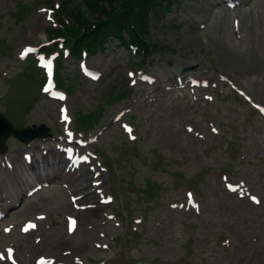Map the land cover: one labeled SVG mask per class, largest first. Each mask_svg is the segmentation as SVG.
Instances as JSON below:
<instances>
[{
	"label": "rangeland",
	"instance_id": "rangeland-1",
	"mask_svg": "<svg viewBox=\"0 0 264 264\" xmlns=\"http://www.w3.org/2000/svg\"><path fill=\"white\" fill-rule=\"evenodd\" d=\"M241 1L227 9L220 0H176L175 10L146 35L158 52L146 57L113 42L86 58L101 73L96 82L82 76L78 62L61 58L66 87L59 88L67 100L56 103L40 94L43 72L17 56L25 45L45 46L55 24L41 8L67 3L90 15L86 0H0V113L17 130L43 125L52 134L28 144L14 135L6 140L0 206L10 217L0 223V252L13 246L18 264L39 255L54 264H264V117L258 110L264 108V0ZM144 75L151 80L143 82ZM193 79L198 87H191ZM126 91L100 113L108 96ZM66 106L74 130L97 138L88 146L98 154L90 164L100 173L96 188L76 177L89 167L67 173L57 152L56 146H69L59 120V107ZM56 159L60 167L51 164ZM48 178V188L7 209ZM83 186L90 198L73 205L69 197L85 193ZM95 189L113 201L99 206ZM92 200L96 208L80 209ZM85 212L97 214L94 223H80ZM38 213L46 216L39 228L20 234V225ZM66 215L77 216L73 234ZM76 236L85 246L80 251L69 243Z\"/></svg>",
	"mask_w": 264,
	"mask_h": 264
},
{
	"label": "trees",
	"instance_id": "trees-1",
	"mask_svg": "<svg viewBox=\"0 0 264 264\" xmlns=\"http://www.w3.org/2000/svg\"><path fill=\"white\" fill-rule=\"evenodd\" d=\"M86 4L90 15H84L79 6L69 9L67 3L62 4L59 26L49 33L67 35L74 56H79L82 49L89 53L103 49L111 39L124 44V36L132 43L149 46L145 37L150 28L170 13L173 6L171 0H86Z\"/></svg>",
	"mask_w": 264,
	"mask_h": 264
},
{
	"label": "bare ground",
	"instance_id": "bare-ground-1",
	"mask_svg": "<svg viewBox=\"0 0 264 264\" xmlns=\"http://www.w3.org/2000/svg\"><path fill=\"white\" fill-rule=\"evenodd\" d=\"M6 131V129H5V125L3 124V123H1L0 122V134L2 133V132H5ZM34 147V149H35V153H37V151H38V149H37V147L34 145L33 146ZM54 154V153H53ZM56 154V153H55ZM49 155V154H48ZM59 155H60V153H59ZM59 157H61V156H59ZM17 159V158H16ZM19 159V158H18ZM45 161V160H44ZM38 163V162H37ZM49 163V162H48ZM51 164H53V165H55V166H58L59 165V162L58 161H51ZM20 167L21 168H23L22 167V164H20ZM53 167V166H52ZM60 167V166H59ZM89 170H85L83 173H81L80 175H78V176H76V177H78V178H80L79 180H84V181H86V182H88V180L90 179V177H88V174H89V172H88ZM22 173V172H21ZM20 173V174H21ZM39 174V173H38ZM35 175H37V174H35ZM68 175V174H67ZM60 176V175H59ZM37 177V176H36ZM62 177V176H61ZM88 177V179H86ZM97 180H99V179H94V181H97ZM83 184V183H82ZM83 189H85V188H83ZM86 191V190H85ZM84 196H86V199H88V198H90L89 197V192L87 193H85L84 194ZM96 217H97V214H91L90 212H88V213H80V218H81V222L83 223V225H84V223H86V222H90V223H94V221L96 220ZM81 225V224H80ZM85 226V225H84ZM82 228V227H81ZM83 230V229H82ZM81 230V231H82ZM82 234H83V232H81ZM84 233L86 234V232L84 231ZM87 235V234H86ZM88 236V235H87ZM83 237V236H82ZM84 237H85V235H84ZM79 238H81V236L79 237ZM86 239V238H85ZM84 238L82 239V240H85ZM78 242V243H77ZM71 241V242H69L70 243V246H73V248L75 249V250H79L80 251V249H83L82 247L84 246L83 245V243H81V242H83V241H81V242H79V241ZM85 247V246H84ZM72 251V250H71ZM74 251V250H73Z\"/></svg>",
	"mask_w": 264,
	"mask_h": 264
},
{
	"label": "water",
	"instance_id": "water-1",
	"mask_svg": "<svg viewBox=\"0 0 264 264\" xmlns=\"http://www.w3.org/2000/svg\"><path fill=\"white\" fill-rule=\"evenodd\" d=\"M0 122L5 125V132H2L0 134V150L4 149V141L7 138L8 135L11 134L12 130L10 126L5 122V120L0 116ZM45 128L43 126H40L38 129L34 127V130L31 129H25L21 132H17L16 135L19 139L21 140H31L35 137H44L46 136L45 134Z\"/></svg>",
	"mask_w": 264,
	"mask_h": 264
},
{
	"label": "snow or ice",
	"instance_id": "snow-or-ice-1",
	"mask_svg": "<svg viewBox=\"0 0 264 264\" xmlns=\"http://www.w3.org/2000/svg\"><path fill=\"white\" fill-rule=\"evenodd\" d=\"M131 131V130H129ZM232 191H235V189H231ZM255 199V198H253ZM189 201H191V196L189 195ZM258 203V201H256ZM72 227H74V222H72V224H70V230L72 229ZM9 258H11V252H9Z\"/></svg>",
	"mask_w": 264,
	"mask_h": 264
}]
</instances>
